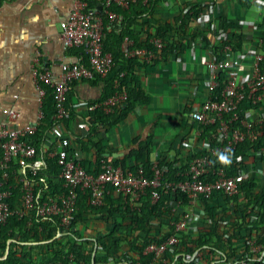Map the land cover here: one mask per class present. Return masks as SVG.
I'll use <instances>...</instances> for the list:
<instances>
[{
	"label": "trees",
	"instance_id": "16d2710c",
	"mask_svg": "<svg viewBox=\"0 0 264 264\" xmlns=\"http://www.w3.org/2000/svg\"><path fill=\"white\" fill-rule=\"evenodd\" d=\"M204 2L206 1H199L197 8L194 4L190 9L183 10L179 19L181 23L175 25L176 28L183 29V26L187 24L186 21L199 12ZM94 3L90 1L89 6L94 7L92 6ZM151 4L152 0H147L132 2L125 8L114 3L109 6L110 11L119 12L122 15L123 28L120 31L112 28L108 33L105 27L102 46L104 51L112 54L114 65L118 64L119 68L113 69L108 77L103 78L106 87L97 101L104 100L113 93V82L117 79L120 89L127 92V98L123 104L117 105L110 113H104L101 109L88 110L89 131L86 139L73 136L71 124L76 115L72 110L70 117L61 121L63 135L69 139L73 138L71 149L79 146L83 152L82 166L87 173L97 175L100 172L101 161L104 160L126 171L136 172L138 167L142 166L146 177L152 178L154 134H149L136 147L130 149L127 155L115 158L112 156V149L107 146L106 140L99 133L100 127L108 129L118 125L137 103L148 100L146 92L139 87L131 86L126 81L128 76L126 70L128 72L132 63L138 59L124 56L121 42L125 36L133 39L134 46L137 47L150 46L148 39L152 36L161 38L163 47L154 49L156 55L152 60L158 56L182 53L183 48L179 50L175 47L173 36H169L166 32L167 29H175L169 24L165 27L157 25L156 32L148 34L142 42L135 36L130 28L134 22L131 18L149 10ZM241 6L244 7L247 4L241 0ZM131 7H137L133 15H130ZM100 13L104 25L111 26V23H107L108 16L105 12L101 10ZM124 20H127L126 24ZM214 24L215 29L208 26L209 29L195 31L193 36V38L197 37L196 35L199 36L203 51H207L205 54L211 53L212 56L220 58L221 49L225 45H230L236 52L242 49V36L229 30L233 25L230 18L217 16ZM256 27L260 39L257 48L264 49V11ZM168 38L172 40L171 44ZM83 59L85 62V57ZM262 69L264 71V67ZM120 71H125L124 76H119ZM215 74L217 85L212 90L214 96L218 95L226 84L228 71L221 70ZM97 79L100 77L96 76L89 81ZM45 84L41 82L46 93L41 103L40 124L33 135L24 137L35 146L37 155L41 153L40 144L47 138L48 128L53 122L52 116L55 112L52 87ZM240 108H249L258 112L264 108V99L257 104L244 99ZM188 117L191 119L190 113ZM259 117L264 119V112ZM253 119L257 120V117ZM197 131L198 141H207L211 147L214 142L215 126L197 124ZM137 141L136 136L132 143ZM261 147H264V130H261L257 136L237 144L224 157L215 158L213 164L215 167L223 168L225 174H236L242 168H247L249 164L259 163L260 159H257L256 154ZM55 149L56 143L52 141L49 152ZM203 155H209L208 150L197 148L184 156L172 157L167 154L156 160L160 166L168 168L163 180L177 181L184 180L190 162ZM43 159L44 166L33 176L35 194L39 192L36 204L51 198L55 199L65 191L62 181L58 179L60 167L55 157L43 155ZM11 166V170L18 169L12 164ZM22 174L30 176L28 169ZM8 185H11L8 204L13 211L22 205V182L11 174L4 188ZM153 192L158 193L156 200L152 199ZM77 195L76 209L68 226L60 224L58 215L38 217L33 211L22 215L10 214L0 230V257L5 253L7 240L13 239V241L9 243V251L4 259H0V264H91V260L93 264H173V262L174 264H242L243 261L251 260V257L247 255H251L250 241L253 238L264 249V178L257 175L246 178L241 184V190L233 196H227L221 192H214L211 196L199 195L193 205L188 202L184 192L179 190L171 192L165 190L162 185L146 188L131 206L128 198L125 199L121 192L118 193L113 189L105 193L101 206H92L89 203L88 191L78 189ZM256 206L259 207L257 210ZM186 213L191 214L188 225L183 231L175 232L174 223L182 219ZM95 224L97 226L94 227ZM104 224L106 226L103 229L100 225ZM193 224L195 225L194 234L191 233ZM88 229H92L94 233L84 234L83 231ZM58 232L63 234L50 242L22 243L49 240ZM173 234L177 235L178 242L167 247L159 258H155L152 252L146 251L148 245L159 244ZM95 244V254L92 256ZM196 250L197 253L194 255ZM255 264H264V256L259 261L255 260Z\"/></svg>",
	"mask_w": 264,
	"mask_h": 264
},
{
	"label": "built area",
	"instance_id": "2783aa9c",
	"mask_svg": "<svg viewBox=\"0 0 264 264\" xmlns=\"http://www.w3.org/2000/svg\"><path fill=\"white\" fill-rule=\"evenodd\" d=\"M90 1L98 3L105 14H108L109 6L113 3L125 8L132 2H146L147 0H73L67 18L59 23V33L63 45L66 48L81 49L86 60L85 62L82 59L78 62L59 63V73L55 79L53 73L44 65L39 50L35 48L30 73L38 91L39 118L35 123L12 128L4 121H0V230L10 214L22 215L30 211L35 212L38 217L58 215L60 224L68 226L76 209L78 189L88 191L89 203L92 206H101L105 193H109L110 189L121 192L125 199L128 198L131 206L146 188L162 185L165 190L171 192L176 190L184 192L188 202L193 205L199 195L211 196L214 192H221L227 196L235 195L241 190L242 182L251 175L264 178V147H261L256 154L257 159H260L259 163L249 164L247 168L241 167V171L236 174H225L223 168L215 167L213 164L215 158L224 157L237 144L257 136L261 130H264L263 118L254 120L246 109L240 108L244 99H248L252 104H257L264 99V71L262 69L264 49L258 48L255 53H247L243 58H239L230 45L222 47L220 58L207 54L199 57L200 64L210 73L211 91L217 85L215 74L217 71L225 70L230 73L218 95L211 94L206 101L190 113L191 119L197 124L215 126V133L213 145L208 148L209 155L194 158L189 164L184 180H163L168 168L160 166L158 160H152L151 179L146 177L142 166H139L136 172L126 171L104 160L101 161L100 172L97 175L85 171L82 166L83 152L77 148L71 149L72 140L63 135L58 124L70 117L67 98L70 84L78 80H90L96 76L105 78L115 66L112 54L104 51L102 46L105 29L103 18L95 7L89 6ZM148 44L150 46H134L133 39L125 36L122 39L121 48L126 58H137L148 63L156 55L154 49L163 47V41L153 36L148 39ZM241 60L250 62V74L240 80L238 74L246 68ZM124 74L125 71L119 72L120 77ZM41 82L52 87L55 112L48 133L53 137L56 149L50 151L49 155L57 160L60 167L58 179L62 181L65 191L55 199L51 198L41 204H36L39 192L35 194L33 176L44 166V159L43 154L37 155L35 146L24 137L33 135L41 121V103L46 93ZM113 87L114 91L110 96L88 104L87 110L101 109L104 113H110L117 105L123 104L127 98V92L120 89L117 79L113 82ZM2 112L10 120L16 119L19 115L11 108H5ZM14 160L19 162L20 167L11 170ZM27 169L30 173L29 177L22 174ZM11 174L22 182L23 188L22 205L13 211L8 204L11 185L4 188ZM157 197L158 193L153 192L152 199L156 200ZM258 208V206L255 207L256 210ZM189 215L191 214L186 213L182 219L174 223L175 232H181L186 228ZM177 242L178 237L173 234L159 244L148 245L146 251L152 252L155 258H159L167 247ZM250 242L251 255L247 256L251 257V260L243 261L242 264H255V260L259 261L264 256L262 245L256 243L254 238Z\"/></svg>",
	"mask_w": 264,
	"mask_h": 264
},
{
	"label": "crops",
	"instance_id": "0c3cea01",
	"mask_svg": "<svg viewBox=\"0 0 264 264\" xmlns=\"http://www.w3.org/2000/svg\"><path fill=\"white\" fill-rule=\"evenodd\" d=\"M199 1H206L200 6L199 12L186 21L183 29L176 28L181 23L179 19L182 11L194 4L196 7ZM243 3L247 6L242 7L241 0H152L149 10L131 18L134 22L130 28L140 42L148 34L156 32L157 25L165 27L169 24L175 29H167L166 32L173 36L175 47L183 49L180 54L158 56L148 63L138 59L128 72L126 70V81L146 92L148 100L137 103L118 125L108 129L99 128V133L113 151V157L127 155L130 149L151 133L154 134L155 144L152 160L167 154L172 157L184 156L197 148L208 150L209 143L198 141L197 124L188 117L194 108L212 94L210 73L199 62V56L207 51H203L199 36H193L195 31L207 30L208 26L215 29L217 16L227 17L233 23L229 30L242 36V49L236 52L237 56L243 58L247 53H255L260 40L256 24L262 18L264 0H243ZM72 5L73 0H0V121H4L7 126L21 127L35 123L39 118L38 91L30 73L35 48L39 50L44 65L53 73L54 79L59 73V63L83 59L82 50L66 48L59 33V23L67 18ZM92 6L99 12L102 10L96 2ZM131 8L130 15H133L137 7ZM106 15L107 23L112 26L105 24L108 33L112 28L118 31L123 28V17L119 12L110 11ZM168 42L171 44L172 40L168 38ZM241 61L246 68L238 76L246 78L250 74V62ZM118 68L116 64L114 69ZM105 87L103 78L95 81L78 80L70 84L68 106L76 115L71 124L74 137L86 139L89 131L86 106L97 101ZM5 108L16 110L18 117L10 120L2 112ZM246 110L249 116L257 119L264 112V108L258 112L249 108ZM58 125L62 130V122ZM136 136L138 141L132 143ZM52 141L53 137L47 132V138L40 144L45 157H50ZM76 148L79 149V146ZM115 153L122 154L115 156ZM13 166L20 167L19 162L14 160ZM196 206L198 208V204ZM105 226L100 225L101 228ZM191 227V233L194 234L195 225ZM83 232L94 233L92 229Z\"/></svg>",
	"mask_w": 264,
	"mask_h": 264
},
{
	"label": "water",
	"instance_id": "95a60500",
	"mask_svg": "<svg viewBox=\"0 0 264 264\" xmlns=\"http://www.w3.org/2000/svg\"><path fill=\"white\" fill-rule=\"evenodd\" d=\"M122 153H115L114 155L116 156V155H121ZM63 233H60V232H58L53 238H51V239H49V240H45V241H42V242H22V243H24V244H37V243H44V242H50V241H52L53 239H55L56 237H58V236H60V235H62ZM11 242V239H9V240H7V245H6V250H5V253H4V255L2 256V257H0V259H4L5 257H6V255H7V253H8V251H9V243ZM95 249H96V244H95V246H94V249H93V252H92V256H94V254H95ZM195 253H197V250H196V252ZM194 253V254H195ZM93 259V258H92ZM91 264H93V260H91ZM173 264H174V262H173Z\"/></svg>",
	"mask_w": 264,
	"mask_h": 264
},
{
	"label": "rangeland",
	"instance_id": "374dc122",
	"mask_svg": "<svg viewBox=\"0 0 264 264\" xmlns=\"http://www.w3.org/2000/svg\"><path fill=\"white\" fill-rule=\"evenodd\" d=\"M241 78H242V75H240V80H241Z\"/></svg>",
	"mask_w": 264,
	"mask_h": 264
}]
</instances>
